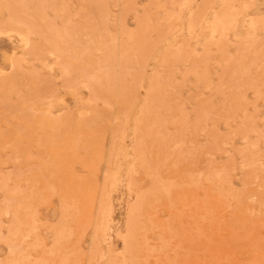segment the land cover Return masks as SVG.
Listing matches in <instances>:
<instances>
[{"label": "rangeland", "instance_id": "obj_1", "mask_svg": "<svg viewBox=\"0 0 264 264\" xmlns=\"http://www.w3.org/2000/svg\"><path fill=\"white\" fill-rule=\"evenodd\" d=\"M0 264H264V0H0Z\"/></svg>", "mask_w": 264, "mask_h": 264}, {"label": "bare ground", "instance_id": "obj_2", "mask_svg": "<svg viewBox=\"0 0 264 264\" xmlns=\"http://www.w3.org/2000/svg\"><path fill=\"white\" fill-rule=\"evenodd\" d=\"M216 20V19H215ZM20 57V56H19Z\"/></svg>", "mask_w": 264, "mask_h": 264}]
</instances>
